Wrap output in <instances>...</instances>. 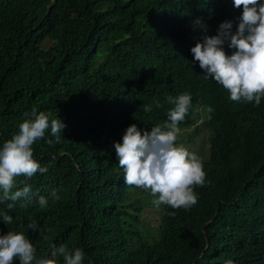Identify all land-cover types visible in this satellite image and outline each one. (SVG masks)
Segmentation results:
<instances>
[{
  "label": "trees",
  "instance_id": "16d2710c",
  "mask_svg": "<svg viewBox=\"0 0 264 264\" xmlns=\"http://www.w3.org/2000/svg\"><path fill=\"white\" fill-rule=\"evenodd\" d=\"M241 14L233 0H0V148L33 108L66 125L59 143L49 128L32 146L48 170L16 177L11 192L28 186L27 197L0 189V235L23 232L37 259L53 245L79 248L82 264H264V97L232 101L190 51L226 20L235 31ZM185 93L192 107L179 128L211 131L206 181L194 206L162 204L144 228L114 144L133 124L163 128L168 97Z\"/></svg>",
  "mask_w": 264,
  "mask_h": 264
},
{
  "label": "clouds",
  "instance_id": "9594fccd",
  "mask_svg": "<svg viewBox=\"0 0 264 264\" xmlns=\"http://www.w3.org/2000/svg\"><path fill=\"white\" fill-rule=\"evenodd\" d=\"M233 6L242 8L239 23L233 31V22L224 21L219 25L217 34L205 37L190 49L194 61L204 71L205 78L212 77L230 93L232 101L254 102L256 106L264 97V2L261 0H233ZM194 27L202 25L197 18ZM234 49L231 55L224 50V44ZM168 103L174 105L168 113V122L152 127L151 131L138 129L136 124L129 126L122 137V143L114 144L119 166L123 169L124 180L128 186H135L150 191L152 203L161 204L173 209H190L198 202L194 189L203 186L206 173L202 160L182 144L176 143L184 121L192 107V96L181 94L168 97ZM156 107H160L157 102ZM145 112L152 111V105L144 106ZM209 113L212 109H207ZM25 115H28L27 113ZM34 119H26L19 124V131L12 139L0 148V189L4 198L12 201L27 197L30 188L11 192L18 176L32 177L37 171L46 173L33 158V145L45 137L50 128L55 143L61 140V132L66 125L58 118L51 119L36 108L32 109ZM209 119L211 117L209 116ZM52 139L46 141L53 144ZM11 193V194H10ZM53 202L61 199L56 192L52 193ZM48 199L41 196L38 204L41 209L48 206ZM174 215L175 213H171ZM5 224L12 223V217L3 216ZM28 228L33 232L39 225L30 222ZM36 248L23 232L9 231L0 235V264H13L18 258L19 264H58L56 257H63L64 264H82L84 252L76 248L70 251L66 246H52L51 258H36ZM231 264V261H228Z\"/></svg>",
  "mask_w": 264,
  "mask_h": 264
},
{
  "label": "rangeland",
  "instance_id": "374dc122",
  "mask_svg": "<svg viewBox=\"0 0 264 264\" xmlns=\"http://www.w3.org/2000/svg\"><path fill=\"white\" fill-rule=\"evenodd\" d=\"M201 116H203V114H201ZM201 120L202 118H199L196 125H199ZM180 129L181 131L176 143L178 145L182 144L185 148H187L190 152L196 154L199 158H205L208 154L209 149L208 138L211 133L210 129L201 127L192 136L191 133H193L192 130H194V127ZM135 194H137L138 197L140 196L142 201V211L140 213V218L142 219L141 225H143L144 228H150L156 223L158 219V211L162 204L159 207L155 206L152 201L157 197H153L148 190L137 188V190H135Z\"/></svg>",
  "mask_w": 264,
  "mask_h": 264
}]
</instances>
